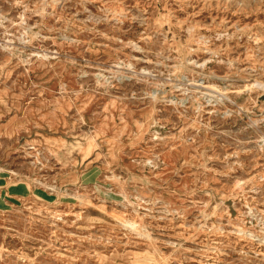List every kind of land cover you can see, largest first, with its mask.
Instances as JSON below:
<instances>
[{"label":"rangeland","instance_id":"374dc122","mask_svg":"<svg viewBox=\"0 0 264 264\" xmlns=\"http://www.w3.org/2000/svg\"><path fill=\"white\" fill-rule=\"evenodd\" d=\"M116 262L264 264V0H0V264Z\"/></svg>","mask_w":264,"mask_h":264},{"label":"bare ground","instance_id":"6f19581e","mask_svg":"<svg viewBox=\"0 0 264 264\" xmlns=\"http://www.w3.org/2000/svg\"><path fill=\"white\" fill-rule=\"evenodd\" d=\"M137 254V253H136ZM134 255H135V253H134ZM141 255V254H140ZM140 261H142V260H140ZM134 264V263H133Z\"/></svg>","mask_w":264,"mask_h":264},{"label":"crops","instance_id":"0c3cea01","mask_svg":"<svg viewBox=\"0 0 264 264\" xmlns=\"http://www.w3.org/2000/svg\"><path fill=\"white\" fill-rule=\"evenodd\" d=\"M116 264H118V262H116Z\"/></svg>","mask_w":264,"mask_h":264}]
</instances>
